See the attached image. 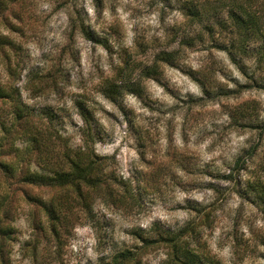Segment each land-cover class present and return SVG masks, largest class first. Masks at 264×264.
<instances>
[{
  "label": "rangeland",
  "instance_id": "1",
  "mask_svg": "<svg viewBox=\"0 0 264 264\" xmlns=\"http://www.w3.org/2000/svg\"><path fill=\"white\" fill-rule=\"evenodd\" d=\"M0 1V82L39 115L28 125L58 130L59 153L66 141L109 156L111 169L79 191L0 172L15 230L7 264H180L172 236L208 264H264V65L222 48L228 5ZM11 110L0 98V121ZM26 194L52 199L58 236ZM126 249L134 257L113 262Z\"/></svg>",
  "mask_w": 264,
  "mask_h": 264
},
{
  "label": "trees",
  "instance_id": "2",
  "mask_svg": "<svg viewBox=\"0 0 264 264\" xmlns=\"http://www.w3.org/2000/svg\"><path fill=\"white\" fill-rule=\"evenodd\" d=\"M223 6L228 5L224 20L218 21V24L224 28L229 27V42L222 47L227 51L231 58L237 54L249 55L253 53L256 61L264 65V0H217ZM1 6V1H0ZM215 8V7H214ZM195 13H192L194 16ZM225 23V24H224ZM0 36V44L5 43ZM8 72L15 71L10 63H6ZM0 98L10 102L12 110L6 121H0V172L3 176L13 179L9 184L22 182L31 185H49V186H72L77 191L81 186L96 188L105 180V176L111 171L109 169V156H100L93 152L92 148L81 150V148L72 149L67 146L65 141L60 153L55 151V139L60 138L58 130L49 129L47 126L35 125L29 126L30 116H35L20 97L18 88L10 84L7 80L0 82ZM48 122H52L55 114L42 110ZM39 116V115H37ZM17 139H22L24 147L20 148L15 145ZM26 143V144H25ZM54 152V153H53ZM60 154L62 158H58ZM57 158L52 161L51 157ZM34 159L42 170L30 169L29 160ZM240 158L237 157L236 164ZM232 177V175H228ZM106 183L105 187L108 188ZM6 190L0 193V264H7L4 256L3 244L9 240L15 232L11 224L13 208L7 202ZM28 200H33L41 205L47 216V228L55 237L60 234L57 226L59 214L51 206V200L45 203L41 198L25 195ZM8 203V207L5 205ZM167 240L172 247L171 256L180 264H208L202 261L192 252L187 244L178 246V236H172ZM119 256L124 259L134 257L131 250L126 249L119 252L114 257V261ZM121 262V261H120ZM119 262V263H120Z\"/></svg>",
  "mask_w": 264,
  "mask_h": 264
}]
</instances>
